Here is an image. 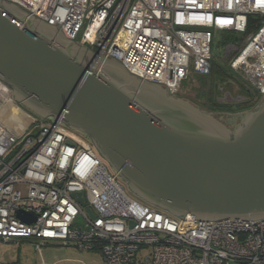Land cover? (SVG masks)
Here are the masks:
<instances>
[{
	"label": "built area",
	"instance_id": "obj_1",
	"mask_svg": "<svg viewBox=\"0 0 264 264\" xmlns=\"http://www.w3.org/2000/svg\"><path fill=\"white\" fill-rule=\"evenodd\" d=\"M1 1L173 97L191 67L211 74L214 37L231 32L238 38L224 58L257 106L264 100V0ZM252 15L261 25L245 35ZM228 98L242 97L226 93L222 100ZM27 110L0 78V242L98 250L105 264H264V218L202 220L145 203L128 193L89 138L62 117ZM20 211L36 221L21 220Z\"/></svg>",
	"mask_w": 264,
	"mask_h": 264
},
{
	"label": "water",
	"instance_id": "obj_2",
	"mask_svg": "<svg viewBox=\"0 0 264 264\" xmlns=\"http://www.w3.org/2000/svg\"><path fill=\"white\" fill-rule=\"evenodd\" d=\"M0 78L24 107L89 138L147 203L202 220L264 218V100L233 130L1 0Z\"/></svg>",
	"mask_w": 264,
	"mask_h": 264
},
{
	"label": "rangeland",
	"instance_id": "obj_3",
	"mask_svg": "<svg viewBox=\"0 0 264 264\" xmlns=\"http://www.w3.org/2000/svg\"><path fill=\"white\" fill-rule=\"evenodd\" d=\"M224 33H219L214 37L212 44V52H213V63L221 64L223 68L227 71V75L237 77L236 74H232L230 70L228 59L224 58L225 48L229 42L234 43L238 38L235 34L226 35ZM231 75H230V74ZM215 75H219L217 72H214ZM228 79L226 77H222ZM243 78V77H242ZM241 78V79H242ZM244 79V78H243ZM214 81L218 84V81L215 78H212L211 75H199L193 71V67H191L190 75L187 80L183 82L180 93L178 97L181 99L191 100L194 104L200 105L198 103H202L201 98L199 96L201 87H211L214 85ZM227 81L220 82L224 88L219 91V96L222 98L225 97L227 92H232L234 95H237L238 88L234 85H230ZM231 82V81H230ZM247 84V83H246ZM202 91H207L206 88H202ZM31 112L29 109L27 110ZM206 111V110H204ZM207 112V111H206ZM250 112V111H249ZM248 112V113H249ZM211 114H215L212 112H208ZM247 113V114H248ZM247 114L237 113L235 115L228 114L226 112H219L215 115L218 116L220 120H222L229 128L232 124H227L228 121L235 120L236 122L243 121L244 117ZM232 123V122H231ZM240 123V124H241ZM236 124V123H234ZM238 123V126L240 125ZM237 127V126H236ZM110 171L114 173V171L109 167ZM118 180L126 187L128 193L133 197L147 203L145 200L140 198L137 194H135L128 185L119 177ZM39 243V244H38ZM38 245H40L38 247ZM70 256H78L80 258H84L85 261L92 262H101V256L99 253L95 251H84V249L73 248L72 246H65L57 243H47L42 244L37 240H23L17 239L13 241L0 242V264H53L56 261H61ZM64 264V263H58Z\"/></svg>",
	"mask_w": 264,
	"mask_h": 264
},
{
	"label": "trees",
	"instance_id": "obj_4",
	"mask_svg": "<svg viewBox=\"0 0 264 264\" xmlns=\"http://www.w3.org/2000/svg\"><path fill=\"white\" fill-rule=\"evenodd\" d=\"M260 25H261V19L259 17L255 15L249 16V26L245 35L252 34L259 28ZM229 34H233V33L227 32L226 35ZM227 71L223 68V66H221V64H215V63L212 64V71L210 75L212 76V78H215V80L218 81V84L214 81L213 86L211 87L205 86L207 91H202L200 89L201 93L199 94V96L202 101V103L201 102L198 103L200 105V108L202 110H206L207 112H212L215 114L219 112H226L228 114H233V115L237 113L247 114L249 111L254 110L258 104V100L255 94L245 85V83L238 76L234 78L230 73L229 74L231 76H229L227 75ZM214 72H217L219 75H215ZM221 76L226 77L228 79L221 78ZM224 81H232L234 84H236L238 87L237 95L242 98L221 100V98L219 97L218 86L221 87L220 82H224Z\"/></svg>",
	"mask_w": 264,
	"mask_h": 264
},
{
	"label": "crops",
	"instance_id": "obj_5",
	"mask_svg": "<svg viewBox=\"0 0 264 264\" xmlns=\"http://www.w3.org/2000/svg\"><path fill=\"white\" fill-rule=\"evenodd\" d=\"M231 86L232 85H234V87L236 86L237 87V85L236 84H234L232 81L230 82V81H227ZM226 82V83H227ZM220 86H221V90L224 88V86L223 85H221V83H220ZM202 88H206V87H201L200 89H202ZM238 88V87H237ZM219 89V88H218ZM219 89V90H220ZM219 93H221L220 91H219ZM227 93H229L231 96H234V97H236L237 95H234L232 92H227ZM237 94H238V92H237ZM220 98H221V100H222V97L221 96H219ZM231 98H228L227 100H230ZM31 240H36V239H31ZM38 241V240H37ZM70 246H72V245H70ZM73 248H77V249H81V248H78L77 246H72ZM84 251H95V252H97V254L99 253V255L101 256V262H97V264H105V261H104V259H103V257H102V254L98 251V250H88V249H84ZM58 263H64V264H96V262L94 263V261H92V262H89V261H85L84 260V258H80V257H78V256H70V257H67V258H65V259H62L61 261H56L55 263H53V264H58Z\"/></svg>",
	"mask_w": 264,
	"mask_h": 264
},
{
	"label": "flooded vegetation",
	"instance_id": "obj_6",
	"mask_svg": "<svg viewBox=\"0 0 264 264\" xmlns=\"http://www.w3.org/2000/svg\"><path fill=\"white\" fill-rule=\"evenodd\" d=\"M174 98H179V97H174ZM185 100H186V99H185ZM188 101L192 102L191 100H188ZM192 103H193V102H192ZM231 122H232V123H231ZM231 122L228 121L227 124H228V125H229V124H232V125L230 126V128H232V129L234 130V129L236 128V126H238V123H239V122H238V121L236 122V121L233 120V119L231 120ZM234 123H236V124H234ZM239 124H240V123H239Z\"/></svg>",
	"mask_w": 264,
	"mask_h": 264
},
{
	"label": "bare ground",
	"instance_id": "obj_7",
	"mask_svg": "<svg viewBox=\"0 0 264 264\" xmlns=\"http://www.w3.org/2000/svg\"><path fill=\"white\" fill-rule=\"evenodd\" d=\"M25 122H27L28 121V118L24 115V116H22L21 117Z\"/></svg>",
	"mask_w": 264,
	"mask_h": 264
}]
</instances>
